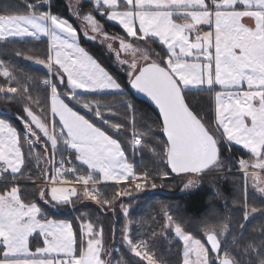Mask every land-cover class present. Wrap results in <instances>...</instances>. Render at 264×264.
Wrapping results in <instances>:
<instances>
[{
	"label": "snow or ice",
	"instance_id": "snow-or-ice-1",
	"mask_svg": "<svg viewBox=\"0 0 264 264\" xmlns=\"http://www.w3.org/2000/svg\"><path fill=\"white\" fill-rule=\"evenodd\" d=\"M40 2L46 5L49 0ZM27 8L24 14L7 9L0 12V41L47 38L46 59H35L36 64L47 69L42 80L47 95L36 99L22 80L7 69L0 72L5 78V83L0 84L2 98L23 105L17 117L23 125L22 134L0 119V178L13 182L32 180L28 165L34 159L37 174L44 177L41 183L49 185L38 192L39 199L50 205L49 210L74 206L81 200L98 204L104 213L115 214L119 207L126 220L121 230L122 243L141 261L157 264L148 243L132 238L129 208L118 198L164 185L158 184L151 172L138 173L122 144L74 110L69 102L91 112L116 132L128 131L130 126L128 143L133 149L149 147L144 136H137L135 106L121 95L130 114L126 117L129 125L107 119L96 96L84 94L123 93L121 83L80 46L77 31L68 20L37 11V5L29 4ZM91 11L122 27L126 36L110 39L119 43L115 51L127 75V87L142 94L158 110L157 127L165 139L159 141V151L151 148L164 166L157 175L167 178L170 170L181 176L182 190L194 189L203 176L224 168V146L230 150L237 145L249 156L237 161L245 183L252 180L253 187L264 194V0H95ZM85 19L92 32L102 33L93 15ZM85 38L96 39L88 35ZM141 41L147 45L158 43L162 51L155 55L160 59H153ZM108 49L113 50L112 43ZM121 52L131 53L132 61L120 59ZM193 90L214 103L210 121L205 122L186 102L187 93ZM34 105L44 118L34 114ZM49 144L54 156L59 157L50 173L40 167L43 156L36 148L40 145L47 154ZM73 153L75 161L86 170L72 163ZM101 182L120 187L107 196L97 187ZM247 206L245 187V209ZM249 215L246 210L245 221ZM165 219V227L182 242V264H243L230 255L229 248L222 250L227 241L221 238L229 232L228 224L206 223V242H202L167 211ZM239 227L243 229L244 224ZM103 236V227L84 222L83 217L79 234L71 223L48 218L36 202L22 199L16 183L10 187L5 183L0 190V264H112L110 259H104ZM242 247L249 258L254 251L258 264H264V239L259 245ZM159 264L164 261L161 259Z\"/></svg>",
	"mask_w": 264,
	"mask_h": 264
},
{
	"label": "trees",
	"instance_id": "trees-1",
	"mask_svg": "<svg viewBox=\"0 0 264 264\" xmlns=\"http://www.w3.org/2000/svg\"><path fill=\"white\" fill-rule=\"evenodd\" d=\"M29 4L37 5V11H48L53 15L68 20L78 33L80 45L121 83L123 87V93L121 95H126L129 102L136 108V132L137 135L144 136V141L147 142L149 147H141L139 150H134L133 152H130L125 146V143H128L130 137L125 136L123 131L116 132L113 129L111 131L110 128L108 129L102 126L101 122L85 115L91 122L101 127L107 134L122 144L127 159L133 164L138 173L151 172L157 183L164 185L154 190L146 188L144 192L134 191L131 196L118 198L129 208V219L131 221L129 226L132 238L137 241L145 240L158 264L161 259L164 261V264H181L182 245L173 237L171 231L165 227V211L172 215L174 220L179 221L182 226H185V223L190 220L200 219L206 215L214 219V224L230 221V234L228 239L229 242L235 241L230 248V255L232 257L237 260H242L243 264H254V262L258 264L255 252L253 251L249 258L248 251L242 245L253 243L259 245L261 240L264 239V197L247 192L248 206L245 209L243 188L240 180L241 176L236 173L226 174L220 181L219 179L215 181L217 191L212 190V187H210L211 184L208 183L210 184L208 185L207 182L202 183L193 191H179V183L177 184L176 180L170 175V172L168 175L169 178L161 179L157 175V172L163 171L164 166L156 159L151 151V148H156L159 151L161 149L159 141L165 139L157 127L159 118L147 104L131 96L127 89L128 79L125 72L119 70L114 65L112 55L106 51L104 46L97 42L87 41L83 37L75 16L70 13L65 0H49L48 5L41 4L40 0H0V12H4L7 9L12 11L13 14L16 12L24 14L29 11L27 8ZM78 8L80 13H92L101 22L106 33L113 36H126V33L117 24L105 20L98 12L91 11L94 8L92 1L82 0ZM150 46L156 52L162 51L158 43H153ZM18 52L21 55H17ZM46 55V40H9L0 42V71L7 69L16 79L22 80L25 86L32 89L34 98L42 100L47 93L41 87L40 83L46 77L47 71L38 65L30 63V61L35 63L36 58L46 59ZM27 57H33V59H28ZM4 83L5 78L0 76V84ZM186 102L195 113L203 117L205 122L210 121L214 117V104L207 95L193 90L187 93ZM69 105L83 114L71 103ZM22 107L23 105L14 101L4 100L2 94H0V118L5 119L20 133L23 132V125L17 117L22 113ZM107 110L111 113V118H108L109 120L115 123L125 124L126 126L129 125V119L126 117L130 114L127 113L126 105H113V107ZM34 114L40 118H44V114L39 108H35ZM48 118L49 120L51 119L50 112L48 113ZM149 129L152 130L150 133ZM129 132L132 135L130 126L126 134L130 135ZM144 141H142V145ZM36 148L43 156V162L40 164V167L48 169L50 173L51 159L53 157L56 163L59 158L58 155L54 156L50 145L47 154H44V149L40 145H37ZM64 154L66 155L68 153L65 152ZM223 157L228 162L231 161L234 164L240 158H249L245 150L236 146H232L229 150L227 145L223 148ZM72 158L75 160L74 153L72 154ZM77 168L85 169L78 164ZM231 169L232 172H235L237 165H232ZM38 171L36 161L31 160L28 165V174L32 175L33 179L16 181L20 182L18 186L22 199L36 202L50 219L69 221L78 234L81 217L84 218V222H91L97 228L103 227V245L106 250L105 260L110 259L116 264L118 262H122V264H145L131 254L127 246L122 243L121 230L126 220L121 214L119 207L116 208L115 214L111 212L104 213L100 210L98 204L88 200H81L74 206L69 205L62 208H51L49 210L50 205L45 204L38 196V192L42 188L39 185L40 180L38 181V177L35 176ZM69 178L72 177L69 176ZM4 186V183L0 184V190H3ZM8 186L10 187L11 185L8 184ZM119 187V185L107 184L102 185L99 190L105 195L111 196ZM253 208L257 209V211L251 216L249 215L248 220L245 221V210L250 213ZM240 224H244L243 229L239 227ZM233 237L235 240H233ZM107 253L111 255L109 256Z\"/></svg>",
	"mask_w": 264,
	"mask_h": 264
},
{
	"label": "rangeland",
	"instance_id": "rangeland-1",
	"mask_svg": "<svg viewBox=\"0 0 264 264\" xmlns=\"http://www.w3.org/2000/svg\"><path fill=\"white\" fill-rule=\"evenodd\" d=\"M66 1V3L68 4H73V2L74 3H76L77 2V0H65ZM87 1H94V0H87ZM49 4V3H48ZM48 4H46V5H48ZM44 5V4H43ZM79 8L77 7V12L75 13V14H73L74 16H75V19H76V22H77V24H78V27L80 28V31H81V33H82V35H83V37L85 38V36L86 35H88V36H95L96 37V39L95 40H93V39H86L87 41H90V42H97V43H100L102 46H104L105 47V49H106V51L109 53V54H111L112 55V60H113V63H114V65L115 66H117V68L119 69V70H121V71H123V68L121 67V65L119 64V62H118V59H117V55H116V49H119V43H118V41H116V42H113L110 38L111 37H115V36H113V35H111V34H109V33H106L105 32V30H104V28H103V25L101 24V22H99L100 23V25H101V28H102V33H94V32H92L91 31V26H90V24H89V22L85 19V16H87L88 14H91L92 15V13H90V12H83V13H80L79 11ZM71 13V12H70ZM94 17V16H93ZM94 19L95 20H97L95 17H94ZM98 21V20H97ZM111 22V21H110ZM108 37L109 39H106L105 37ZM109 43H112L113 44V50L112 51H110L109 49H108V44ZM140 43V45L144 48V49H146L148 52H150L151 54H152V56H153V59H156V60H159L160 59V57H158V56H156L155 55V53H156V51L150 46V45H147V44H144V42H139ZM119 58L120 59H125V60H128L129 62L130 61H132V59H133V56H132V54L131 53H124V52H121L120 53V56H119ZM30 63H32V64H35V65H38V66H40V67H42V65H39V64H36V63H34V62H32V61H30ZM138 63H144V61L143 60H138ZM0 67H1V64H0ZM124 68H126L127 67V65L125 64L124 66H123ZM43 68V67H42ZM44 69V68H43ZM2 71H4V70H1L0 72H2ZM124 72V71H123ZM126 74V73H125ZM128 79V78H127ZM41 83H42V81H41ZM40 83V84H41ZM42 87V86H41ZM122 105H124V104H122ZM78 108H80L82 111H84L85 113H87L89 116H90V118L91 119H95V120H97L96 119V117L91 113V112H88L86 109H84V108H82L80 105H76ZM108 108L107 107H100V110L101 111H103L104 112V115H105V117L108 119V118H111V113L109 112V110H107ZM97 121H99V120H97ZM99 122H101V121H99ZM101 125L102 126H104V127H106V128H110V127H108L107 125H104V124H102V122H101ZM110 130L112 131V129L110 128ZM126 132L127 131H123V133H124V135L125 136H129L130 137V139H131V133H130V135H127L126 134ZM138 137L139 136H141V135H137ZM129 139V140H130ZM126 145V147L129 149V151L130 152H133L134 150H139V149H133L132 147H131V145L129 144V143H125ZM50 145V144H49ZM38 151V150H37ZM51 151H53L52 149H51ZM39 152V151H38ZM34 160V159H33ZM35 161V160H34ZM43 162V159L40 161V164ZM235 164L237 165V161L235 162ZM234 163H232L231 161H227L226 159H225V166H224V168L222 169V170H219V171H213V172H211L210 174H208V175H205V176H203V178L200 180V182H199V184H198V186L196 187V188H198L202 183H206L207 182V184L208 183H210V184H208V185H210V187H212L211 189L212 190H215V191H217V188H216V185H215V181H217L218 179H219V181H220V179L223 177L224 178V176L226 175V174H231V173H236V174H239L240 176H241V185H242V188H243V195H244V191H245V187L247 188V192H252V193H254L255 195H257V196H259V197H264V194H261L259 191H258V189L257 188H254L253 187V181L252 180H248L247 181V183H245V180H244V173H242L240 170H239V167H238V165H237V170L235 171V172H232L231 170V166L232 165H235ZM37 165V164H36ZM254 171H259L258 169H256V170H254ZM28 175H30V174H28ZM36 177H38L37 178V180L39 181L40 180V182H39V185L41 186V187H46V186H49V185H47V184H42L41 183V181L43 180V177H42V175H35ZM169 178V177H168ZM175 180H176V182H177V184L180 186V189H179V191H184V192H189V191H193V190H195L196 188H194V189H191V190H187V191H185V190H182V186H183V181H182V179H181V176L180 177H178V178H175V177H173ZM218 181V182H219ZM1 182H3L4 184L5 183H7V184H9V185H11V183H20V182H13V181H5V180H1ZM177 184H174V185H177ZM102 185H104V184H102V183H100L97 187H98V189H100V187L102 186ZM105 185H107V184H105ZM262 186H264V185H262ZM78 188H80V187H82V186H77ZM219 195V194H218ZM74 199V198H73ZM246 211V210H245ZM251 214H250V216L252 215V214H254V212H250ZM214 219H211V217L210 216H206V215H204L203 217H201L200 219H195V220H190V221H188L187 223H185V226H182L183 228H184V230L185 231H187V232H189V233H191L192 235H194L196 238H199V239H201L202 240V242H206V238H205V236H204V226H205V224L207 223V224H214V221H213ZM226 224H228V226H229V232L224 236V237H222L221 239L222 240H224V241H227V243H225V244H222V250H223V248H225V247H227V248H231V246L234 244V242L235 241H233V242H229V234H230V221H228ZM171 231V233H172V235H173V237L177 240V241H179L178 240V238H176L175 237V234H174V231H172V230H170ZM180 242V241H179ZM181 243V245H182V242H180ZM207 246V245H206ZM131 254H133V253H131ZM223 254V251L221 252V255ZM134 255V254H133ZM182 255H183V246L181 247V264H182ZM135 256V255H134ZM136 257V256H135ZM136 258H138V257H136ZM139 259V258H138ZM140 260V259H139ZM145 264H147V261L146 260H144L143 261ZM112 264H116V263H114V262H112ZM158 264V263H157Z\"/></svg>",
	"mask_w": 264,
	"mask_h": 264
},
{
	"label": "crops",
	"instance_id": "crops-1",
	"mask_svg": "<svg viewBox=\"0 0 264 264\" xmlns=\"http://www.w3.org/2000/svg\"><path fill=\"white\" fill-rule=\"evenodd\" d=\"M81 1L82 0H80V3H81ZM79 3V4H80ZM92 3H93V6H95V0L94 1H92ZM79 4H77V2L76 3H74L73 2V4L71 5V4H67L68 5V8H69V11L71 12V14H75L76 12H77V7L79 6ZM105 18V20H107L106 19V17H104ZM108 21V20H107ZM110 22V21H109ZM178 23H182L183 21H180V20H178L177 21ZM242 22H244V23H251L250 21H247V20H244V21H242ZM111 23H114V24H117L116 22H111ZM118 25V24H117ZM119 26V25H118ZM121 29H122V27L121 26H119ZM203 27H205V29L207 28V26H203ZM123 30V29H122ZM78 34V33H77ZM9 40H34L33 38H31V37H25V38H23V39H21V38H9V39H7V40H2V41H0V42H4V41H9ZM41 40H46L47 41V38H42ZM78 42H79V37H78ZM80 44V43H79ZM81 46V45H80ZM82 47V46H81ZM89 54V53H88ZM89 55H91V54H89ZM92 56V55H91ZM93 57V56H92ZM94 58V57H93ZM95 59V58H94ZM42 67H43V65H42ZM44 68V67H43ZM44 70H46L47 71V69H45L44 68ZM65 83H66V78H65ZM61 88H63L64 86L63 85H61L60 86ZM122 93H100V94H84L85 96H88V95H92V96H96L95 97V99H98L99 101H100V107H107V108H110V107H113V105H120V104H123V102L121 101V99L119 98L120 97V95H121ZM97 95H99V96H97ZM89 98H91V97H89ZM67 102V101H66ZM69 103H71V102H69ZM113 103H115V104H113ZM72 104V103H71ZM214 104V103H213ZM73 106H75L79 111H81L84 115H87V116H89L87 113H85L84 111H82L80 108H78L76 105H74V104H72ZM70 106V105H69ZM75 110V109H74ZM81 114V113H80ZM83 114H81V115H83ZM90 117V116H89ZM87 118V117H86ZM1 119V118H0ZM58 119V118H57ZM88 119V118H87ZM114 139V138H113ZM233 146H236V147H239V148H241V149H243L242 147H240V146H237V145H233ZM244 150V149H243ZM246 151V150H245ZM247 152V151H246ZM76 163L79 165V166H81V167H84L85 169H86V166H84V165H81V164H79V162L78 161H76ZM1 180H3L2 178H0V184H3V182H1ZM102 184H114L113 182H101ZM13 183H11V185H12ZM16 184H18L19 185V183H16ZM46 187H49V186H46ZM58 187H60V186H58ZM60 221H65V222H68V223H70L69 221H67V220H62V219H60Z\"/></svg>",
	"mask_w": 264,
	"mask_h": 264
},
{
	"label": "water",
	"instance_id": "water-1",
	"mask_svg": "<svg viewBox=\"0 0 264 264\" xmlns=\"http://www.w3.org/2000/svg\"><path fill=\"white\" fill-rule=\"evenodd\" d=\"M127 89H128L129 93L131 94V96H132L134 99H136V100H138V101H141V102H144L145 104H147V105H148V106H149V107L155 112V114H156L157 117H158V110L155 109L154 105H152V104L147 100L146 97H144L142 94H138V93H136L135 91L131 90V89L128 88V87H127ZM162 134H163V133H162ZM164 138H165V137H164ZM169 172H170V170H169ZM170 175H171L172 177H175V178L180 177L179 175H177V174H175V173H171V172H170Z\"/></svg>",
	"mask_w": 264,
	"mask_h": 264
},
{
	"label": "built area",
	"instance_id": "built-area-1",
	"mask_svg": "<svg viewBox=\"0 0 264 264\" xmlns=\"http://www.w3.org/2000/svg\"><path fill=\"white\" fill-rule=\"evenodd\" d=\"M41 86H42V88H43V85H42V83H41ZM23 133V132H22ZM21 133V134H22ZM68 154H66L65 156H67ZM71 159H72V163L73 164H75L76 166H77V163H76V161L71 157ZM55 164V162H54V159H53V157H52V159H51V165H50V172H51V170H52V167H53V165ZM65 166L67 167L68 166V164H67V161H66V163H65ZM69 176H71V174H69ZM46 184V183H45ZM57 186H69V185H57ZM76 186H81V185H76Z\"/></svg>",
	"mask_w": 264,
	"mask_h": 264
}]
</instances>
